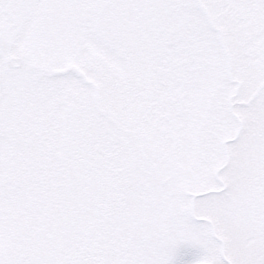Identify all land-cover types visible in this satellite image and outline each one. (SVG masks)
Returning <instances> with one entry per match:
<instances>
[{
  "label": "snow or ice",
  "instance_id": "6c2138e0",
  "mask_svg": "<svg viewBox=\"0 0 264 264\" xmlns=\"http://www.w3.org/2000/svg\"><path fill=\"white\" fill-rule=\"evenodd\" d=\"M0 264H264V0H0Z\"/></svg>",
  "mask_w": 264,
  "mask_h": 264
}]
</instances>
